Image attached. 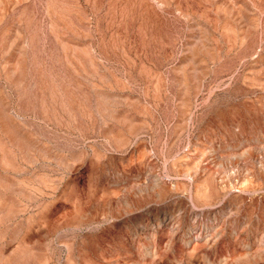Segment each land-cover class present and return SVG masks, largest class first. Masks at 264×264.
Wrapping results in <instances>:
<instances>
[{
	"label": "rangeland",
	"instance_id": "rangeland-1",
	"mask_svg": "<svg viewBox=\"0 0 264 264\" xmlns=\"http://www.w3.org/2000/svg\"><path fill=\"white\" fill-rule=\"evenodd\" d=\"M159 263L264 264V0H0V264Z\"/></svg>",
	"mask_w": 264,
	"mask_h": 264
},
{
	"label": "bare ground",
	"instance_id": "bare-ground-1",
	"mask_svg": "<svg viewBox=\"0 0 264 264\" xmlns=\"http://www.w3.org/2000/svg\"><path fill=\"white\" fill-rule=\"evenodd\" d=\"M199 217V216H198ZM218 232V231H217ZM216 232V233H217ZM174 233V232H173ZM212 239V238H211ZM208 240V239H207ZM208 243H210V242H208ZM206 245V244H205ZM216 245V244H215ZM208 246V245H207ZM210 246V245H209ZM214 247V246H213ZM212 248V247H211ZM245 254H248V253H245ZM246 256V255H245ZM193 260V259H192ZM206 261V260H205ZM191 262V261H190ZM187 263H189V262H187ZM194 263V262H193ZM205 263H207V262H205ZM160 264V263H159ZM191 264V263H190Z\"/></svg>",
	"mask_w": 264,
	"mask_h": 264
}]
</instances>
